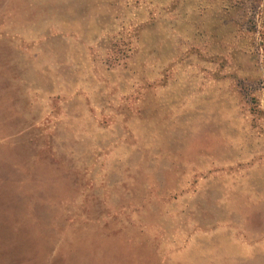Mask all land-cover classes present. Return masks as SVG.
<instances>
[{
	"label": "rangeland",
	"instance_id": "374dc122",
	"mask_svg": "<svg viewBox=\"0 0 264 264\" xmlns=\"http://www.w3.org/2000/svg\"><path fill=\"white\" fill-rule=\"evenodd\" d=\"M0 264H264V0H0Z\"/></svg>",
	"mask_w": 264,
	"mask_h": 264
}]
</instances>
